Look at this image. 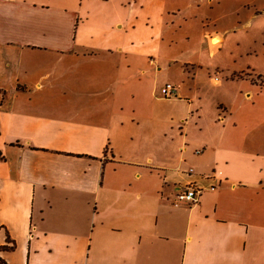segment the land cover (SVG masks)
<instances>
[{"label": "crops", "instance_id": "obj_1", "mask_svg": "<svg viewBox=\"0 0 264 264\" xmlns=\"http://www.w3.org/2000/svg\"><path fill=\"white\" fill-rule=\"evenodd\" d=\"M187 19L171 0H0L5 264H264V75L208 90L172 54ZM188 185L198 202L175 206Z\"/></svg>", "mask_w": 264, "mask_h": 264}, {"label": "rangeland", "instance_id": "obj_2", "mask_svg": "<svg viewBox=\"0 0 264 264\" xmlns=\"http://www.w3.org/2000/svg\"><path fill=\"white\" fill-rule=\"evenodd\" d=\"M171 1L188 17L187 21H182L183 29L177 33V45L172 54L202 62L197 72L207 82L208 90L213 92L209 81L214 77L224 84L228 77H242L247 86L252 79L258 82L259 73L264 75V17L248 22L254 9H262L264 0H221L220 4L208 0ZM206 31L220 32L225 37L222 48L214 55L200 44L202 33ZM217 43V38L211 39L212 45ZM185 69L190 73V67ZM232 86L239 85L236 82Z\"/></svg>", "mask_w": 264, "mask_h": 264}, {"label": "built area", "instance_id": "obj_3", "mask_svg": "<svg viewBox=\"0 0 264 264\" xmlns=\"http://www.w3.org/2000/svg\"><path fill=\"white\" fill-rule=\"evenodd\" d=\"M214 82H219V79L217 77L213 78ZM176 94V88L173 84H165L160 91V97L162 98H172ZM192 171L191 169L189 170ZM211 190H213V187H210ZM201 189H196L192 185H188L187 187L180 189H177L176 196L174 199V205L179 204H196L198 202L199 196L201 194Z\"/></svg>", "mask_w": 264, "mask_h": 264}, {"label": "trees", "instance_id": "obj_4", "mask_svg": "<svg viewBox=\"0 0 264 264\" xmlns=\"http://www.w3.org/2000/svg\"><path fill=\"white\" fill-rule=\"evenodd\" d=\"M7 241H8V243H10L9 240H7ZM13 248H14V244H11L10 246H1L0 252L1 251H9V250H12ZM0 264H5L2 259H0Z\"/></svg>", "mask_w": 264, "mask_h": 264}]
</instances>
